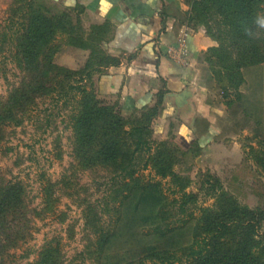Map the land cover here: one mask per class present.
<instances>
[{"label":"rangeland","instance_id":"obj_1","mask_svg":"<svg viewBox=\"0 0 264 264\" xmlns=\"http://www.w3.org/2000/svg\"><path fill=\"white\" fill-rule=\"evenodd\" d=\"M63 13L78 30L75 43L62 31L50 43L52 65L59 67L49 72L52 82L47 89H53L38 94L25 111L17 113V121L5 126L0 183L25 186L27 215L20 223L26 240L8 250L2 264H34L49 244L59 249L63 264H153L149 254L155 250L167 252L170 264H185L204 210L216 207V192L228 191L241 204L264 211V172L256 161V150L264 148V64L245 68V82L236 87L208 48L198 66L207 101L218 110L215 143L206 150L185 148L170 136L161 140L144 130L145 142L124 169L135 148L132 134L141 126V115L123 114L117 102L97 93L95 63L103 56L89 63L88 52L75 50L86 41L81 17L47 0H0V100L7 101L14 90L38 77L27 65L29 55L22 53L24 28L38 14L67 19ZM189 22L208 35L202 20L189 15ZM76 53L77 64L74 58L71 66L63 62L65 55ZM92 100L113 108L111 120L120 133L115 141L121 148L116 161L101 159V139L92 151L81 150L77 141L76 117ZM169 150L175 151L174 159L163 176L160 158ZM185 193L197 198L182 210ZM173 253L180 260L173 262Z\"/></svg>","mask_w":264,"mask_h":264},{"label":"trees","instance_id":"obj_2","mask_svg":"<svg viewBox=\"0 0 264 264\" xmlns=\"http://www.w3.org/2000/svg\"><path fill=\"white\" fill-rule=\"evenodd\" d=\"M187 3L191 7L190 15L202 20L207 27L208 35L219 42V46L211 47L209 52L219 58V66L224 76L231 81V85L240 86L245 82L243 72L245 68L264 64V29L258 30L256 38H249L244 32L246 27L257 31L258 26L254 24V19L258 12H264V8L260 7L264 5V0H187ZM62 15L67 19L48 18L38 14L37 20L32 19L31 25L27 24L20 35L22 53L31 57L26 59L27 65L29 68L34 67L38 77L23 85L25 86L23 89L14 90L7 101L0 100V148L5 139V126L8 122L17 121L18 112L25 111L39 95L50 93L53 89L52 87L47 89V86L52 82L49 72L59 69L52 65L51 57L54 51L50 46L57 31L68 34L71 42L75 43L74 34L78 29L76 25L67 21L70 18L68 14ZM92 44L94 42L91 41H81L80 44L83 48L89 46L92 49L89 63L94 61V56H101L99 48ZM65 70L73 73L69 69L64 68ZM237 98L242 100V95L238 94ZM228 104H232V101ZM112 109L109 106H101L97 100H92L83 105V109L76 117L77 141L81 144V150L91 148L92 151L93 145H98L97 142L101 139L99 143L101 159L108 161L111 159L116 161L121 156L120 144L115 141L116 136L120 134L119 127L111 120ZM158 113V106L135 113L141 115L142 121L141 126L136 127V133L132 134L136 136L135 148L124 169L132 163L145 142L143 131L154 132L152 124ZM117 152H120L119 155ZM256 153V161L264 172V148L256 150ZM86 154L88 151L84 152V155ZM173 154L175 151L169 150L160 158L164 163L161 166L163 176L167 175V169L173 163ZM95 156L94 153L93 157L96 159ZM212 190L216 191L215 185H212ZM25 195V186L20 182L0 183V264L8 250L17 248L21 241L26 240V229L20 225L23 216L27 215L24 211ZM215 195L216 207L204 210L195 228V240L187 247L189 261L185 264H264V211L241 204L225 190L216 192ZM196 198V194L185 193L182 210L188 203L195 202ZM108 239L106 237L102 243H107ZM166 253L161 250L151 251L149 258L153 264H170ZM176 260L180 259L173 253V262ZM34 264H63V260L59 249L49 244L41 250Z\"/></svg>","mask_w":264,"mask_h":264},{"label":"crops","instance_id":"obj_3","mask_svg":"<svg viewBox=\"0 0 264 264\" xmlns=\"http://www.w3.org/2000/svg\"><path fill=\"white\" fill-rule=\"evenodd\" d=\"M47 1L80 16L84 40L101 51L94 76L101 97L117 102L125 115L158 106L152 125L161 140L170 136L182 147L201 150L215 143L218 110L207 101L198 62L216 42L190 24L187 0ZM75 50L92 56L89 46ZM71 58L77 64V53L63 62L71 66Z\"/></svg>","mask_w":264,"mask_h":264},{"label":"clouds","instance_id":"obj_4","mask_svg":"<svg viewBox=\"0 0 264 264\" xmlns=\"http://www.w3.org/2000/svg\"><path fill=\"white\" fill-rule=\"evenodd\" d=\"M261 8H264V5L260 6ZM254 24L257 25V31H253L250 27H246L244 29L245 35L249 38H256L259 34V29H264V12H258L254 19Z\"/></svg>","mask_w":264,"mask_h":264},{"label":"built area","instance_id":"obj_5","mask_svg":"<svg viewBox=\"0 0 264 264\" xmlns=\"http://www.w3.org/2000/svg\"><path fill=\"white\" fill-rule=\"evenodd\" d=\"M176 54H177V53H176V51L174 50V52H173V56H174V57H177Z\"/></svg>","mask_w":264,"mask_h":264}]
</instances>
